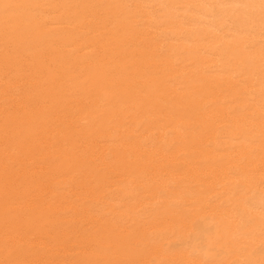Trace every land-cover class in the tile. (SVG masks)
<instances>
[{"label":"bare ground","instance_id":"bare-ground-1","mask_svg":"<svg viewBox=\"0 0 264 264\" xmlns=\"http://www.w3.org/2000/svg\"><path fill=\"white\" fill-rule=\"evenodd\" d=\"M0 264H264V0H0Z\"/></svg>","mask_w":264,"mask_h":264},{"label":"rangeland","instance_id":"rangeland-1","mask_svg":"<svg viewBox=\"0 0 264 264\" xmlns=\"http://www.w3.org/2000/svg\"><path fill=\"white\" fill-rule=\"evenodd\" d=\"M126 207H128V206H126ZM195 208H199V206H198V207H195ZM126 209H128V208H126ZM194 212H195V211H194ZM194 212L192 211V212H191L192 214L190 213L189 215H190V216H191V215H194V214L196 213V212H195V213H194ZM189 215H188V217H190Z\"/></svg>","mask_w":264,"mask_h":264}]
</instances>
